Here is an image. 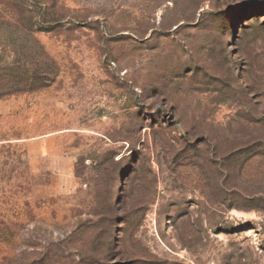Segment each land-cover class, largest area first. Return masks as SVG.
<instances>
[{
  "label": "rangeland",
  "instance_id": "rangeland-1",
  "mask_svg": "<svg viewBox=\"0 0 264 264\" xmlns=\"http://www.w3.org/2000/svg\"><path fill=\"white\" fill-rule=\"evenodd\" d=\"M24 61L0 264H264V0H0Z\"/></svg>",
  "mask_w": 264,
  "mask_h": 264
},
{
  "label": "trees",
  "instance_id": "trees-1",
  "mask_svg": "<svg viewBox=\"0 0 264 264\" xmlns=\"http://www.w3.org/2000/svg\"><path fill=\"white\" fill-rule=\"evenodd\" d=\"M32 41L33 47L27 49V52L35 55L38 59L48 60L42 46L34 38ZM29 54L26 56V60L30 59ZM23 64L25 65L21 64L19 67H13L11 64L0 66V99L14 94L31 92L36 88L46 87L54 81L55 74L52 65H35V69H29L27 61H24ZM31 73H35L34 78L30 76Z\"/></svg>",
  "mask_w": 264,
  "mask_h": 264
}]
</instances>
